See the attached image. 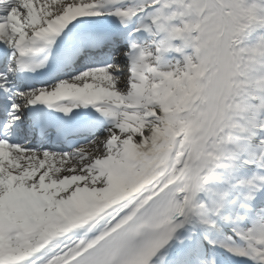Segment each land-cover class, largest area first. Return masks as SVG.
<instances>
[{"label":"snow or ice","instance_id":"6c2138e0","mask_svg":"<svg viewBox=\"0 0 264 264\" xmlns=\"http://www.w3.org/2000/svg\"><path fill=\"white\" fill-rule=\"evenodd\" d=\"M0 264H264V0H0Z\"/></svg>","mask_w":264,"mask_h":264}]
</instances>
